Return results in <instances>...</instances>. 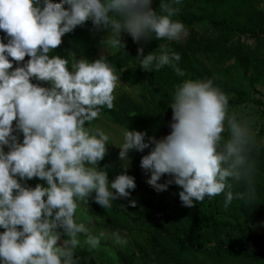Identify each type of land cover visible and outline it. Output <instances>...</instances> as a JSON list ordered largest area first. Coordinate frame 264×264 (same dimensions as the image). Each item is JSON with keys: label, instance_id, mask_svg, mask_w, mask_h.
I'll return each instance as SVG.
<instances>
[{"label": "trees", "instance_id": "1", "mask_svg": "<svg viewBox=\"0 0 264 264\" xmlns=\"http://www.w3.org/2000/svg\"><path fill=\"white\" fill-rule=\"evenodd\" d=\"M259 2L0 0V259L4 245H23V214L54 228L55 239L80 232L32 184H18V176L34 174L67 183L86 222L123 231L130 241L101 256L90 241L55 243L58 249L45 248L32 264H264V232L252 233L243 219L264 209L256 167L264 139L240 130L231 112L253 106L264 113L254 86L264 76ZM202 21L206 28L197 26ZM110 28L128 35L97 54L99 34ZM94 55L129 89L105 95L84 67ZM73 64L93 110L79 99L73 116L91 164L16 170L19 156L7 145L17 133L8 88L22 106H37L52 92L51 76ZM97 116L127 136L111 146ZM255 124L264 130V122Z\"/></svg>", "mask_w": 264, "mask_h": 264}, {"label": "rangeland", "instance_id": "2", "mask_svg": "<svg viewBox=\"0 0 264 264\" xmlns=\"http://www.w3.org/2000/svg\"><path fill=\"white\" fill-rule=\"evenodd\" d=\"M259 4L264 7V0H260ZM206 25L207 23L204 21L197 24L202 29L206 28ZM184 31L185 27H181L180 35H183ZM127 35L128 32L123 29H103L96 44L97 54L104 55L119 47ZM97 56L83 59L86 73L90 79L97 80L104 87L105 95H112L118 89L128 90L129 86L122 83L120 73L102 67ZM77 70L76 64H73L67 74L54 73L51 76L52 92L43 97L34 107L22 106L13 91L8 88V102L16 120L17 133L8 138L10 140L7 141V145L16 156H19L16 170L25 163H42L53 171L74 167L77 159L81 162L79 164L82 166L81 169H86V165L91 164L85 151L81 148L82 145L78 143L73 120L74 110L79 106V99L82 100L85 109L93 113L74 80ZM254 86L257 89L255 93L264 96V76L256 80ZM231 112L239 116L240 130L256 132L258 133L257 140L264 139V130L260 132L255 124L264 122V113L256 110L253 106L231 108ZM97 121L101 122L99 124L101 137L111 146L115 147L114 144L127 136L124 131L114 129L102 117L97 116ZM117 154H121V152L119 151ZM256 167L262 173L257 189L264 199V158L258 160ZM15 177L17 180L16 174ZM18 182V184L24 182L32 184L37 197L47 201L46 204L52 209L66 215L70 224L80 232L71 235L60 232L55 239L54 228L41 225L27 214H23L21 235L24 237V243L17 250H13L9 245H4L1 256H4L5 259L1 258L0 264H32L31 262L39 257L45 248L56 249L55 243L59 246H67L68 244H88L87 242L90 241L96 248L97 254L101 256V253L106 252L107 254L110 249L124 246L130 241V236L123 231L111 230L102 225L86 222L85 210L75 200L67 183L55 181L45 175L34 174L18 176ZM4 193V188L0 187V194L4 195ZM0 219L3 220L2 212H0ZM243 219L252 233L264 232V209L260 216H248ZM44 220H48V218L44 217ZM98 241L101 242L98 243Z\"/></svg>", "mask_w": 264, "mask_h": 264}]
</instances>
